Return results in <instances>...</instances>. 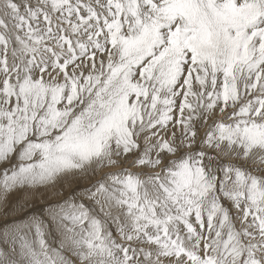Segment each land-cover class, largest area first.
Wrapping results in <instances>:
<instances>
[{"label":"snow or ice","instance_id":"obj_1","mask_svg":"<svg viewBox=\"0 0 264 264\" xmlns=\"http://www.w3.org/2000/svg\"><path fill=\"white\" fill-rule=\"evenodd\" d=\"M0 165V264H264V0H0Z\"/></svg>","mask_w":264,"mask_h":264},{"label":"bare ground","instance_id":"obj_2","mask_svg":"<svg viewBox=\"0 0 264 264\" xmlns=\"http://www.w3.org/2000/svg\"><path fill=\"white\" fill-rule=\"evenodd\" d=\"M67 191H69V189L65 188V192H67ZM19 195H20V193H18V192H14V193L9 197L10 202L13 201V200H15L16 197H18ZM40 201H41V198L37 195V196L35 197V199L29 201V207L31 208L32 206H35L36 204L38 205ZM9 218H10V217H9ZM1 220H4V217H3L2 215H0V221H1Z\"/></svg>","mask_w":264,"mask_h":264},{"label":"rangeland","instance_id":"obj_3","mask_svg":"<svg viewBox=\"0 0 264 264\" xmlns=\"http://www.w3.org/2000/svg\"><path fill=\"white\" fill-rule=\"evenodd\" d=\"M201 131H203V130H201ZM3 167H5V165H0V168H3ZM133 171H135V169H133ZM0 179H2V176H0ZM43 204V200L41 199V201L39 202V204L37 205H35V206H32V207H35V208H39V207H41V205ZM13 217H10L9 219H12ZM3 222V220H1L0 221V223H2Z\"/></svg>","mask_w":264,"mask_h":264}]
</instances>
